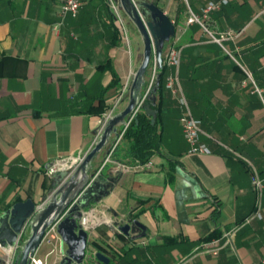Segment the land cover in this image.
I'll return each instance as SVG.
<instances>
[{
    "label": "crops",
    "instance_id": "0c3cea01",
    "mask_svg": "<svg viewBox=\"0 0 264 264\" xmlns=\"http://www.w3.org/2000/svg\"><path fill=\"white\" fill-rule=\"evenodd\" d=\"M146 1L176 27L163 53L172 43L180 50L178 83L209 152L189 153L177 97L166 86L155 90V101L147 104L155 111L158 149L148 165L123 170L120 165H134L124 158L123 139L114 161L103 167L107 192L86 218L83 264H104L91 256L97 251L108 264H264V191L261 218L242 224L256 208L251 172L264 181V105L243 71L264 89V0H230L211 13L216 35L236 33L222 46L185 23L187 4L200 12L209 0ZM61 2L0 0V215L28 198L42 203L54 183L47 166L87 152L141 60L137 39L134 55L120 34L115 44L117 22L108 0H81L78 14L54 30ZM109 67L117 75L114 86ZM174 71L168 68L166 77ZM105 153L95 156L92 171ZM115 214L138 220L145 236L114 233ZM233 228L225 243L223 233ZM54 246L52 253L53 245L37 248V256L58 264L60 244ZM8 249H0V259Z\"/></svg>",
    "mask_w": 264,
    "mask_h": 264
},
{
    "label": "water",
    "instance_id": "95a60500",
    "mask_svg": "<svg viewBox=\"0 0 264 264\" xmlns=\"http://www.w3.org/2000/svg\"><path fill=\"white\" fill-rule=\"evenodd\" d=\"M118 4L124 15L134 25L142 44L141 60L130 80L126 105L121 110L112 112L101 119L95 131L97 137L83 154L81 161L68 175L66 172L53 175V189L40 205L28 198L14 203L0 215V247L9 248L16 241L19 233L23 232L21 245L13 264H28L29 257L39 247L45 231L71 204L66 216L57 224L62 252L58 264H83L87 258L89 234L84 225L86 213L93 206L85 199L91 194L99 197V200L103 195L102 191L94 192L96 181L90 182L93 175V160L116 139L118 127L125 124V118L134 111L140 101L141 89L145 83V74L153 48L158 68L161 69L164 48L176 33V27L168 15L152 2L118 0ZM155 90L153 89L148 97L150 101H155V96H152ZM143 110L151 116V123H154L155 111L146 102L143 104ZM58 174L61 176L59 179ZM105 189L107 185H102V190ZM114 217V221L111 222L114 233H121L131 239L145 236V227L138 220L127 216L119 217L117 214ZM91 256L100 263L108 264L109 262V259L99 251L92 253Z\"/></svg>",
    "mask_w": 264,
    "mask_h": 264
},
{
    "label": "built area",
    "instance_id": "2783aa9c",
    "mask_svg": "<svg viewBox=\"0 0 264 264\" xmlns=\"http://www.w3.org/2000/svg\"><path fill=\"white\" fill-rule=\"evenodd\" d=\"M186 1V0H185ZM230 0H209L207 1L204 6L200 9V12H195L187 3L186 8V25H197L200 29L206 33L209 39L219 45L222 46L223 41L228 40L236 35V33L230 29H226L224 31L219 32L217 35L209 26V18L212 12L220 9L222 6L227 5ZM110 3V7L112 9L114 18L117 22V29L120 34L121 40L125 43V45L129 46V39L127 34V27L124 20V14L118 4V2H114L112 0H108ZM81 0H62L61 5L58 9V17L59 21L53 26L54 30H57L58 27L63 23L65 17L72 16L75 17L80 9ZM175 37V36H174ZM173 37V38H174ZM163 60L162 64L165 65L167 68H173L175 71L170 73L166 77L165 86L169 91L177 97L178 102L181 107V115L179 118L181 130L185 141L189 145V153H208V148L199 142V136L203 133L200 127V121L194 118L190 112V109L187 105L186 99L181 91V88L178 83L177 78V68L180 63V50L173 45H169L165 52L163 53ZM244 74L246 76V80H249L252 84V91L256 93L262 105H264V89L259 88L254 81L252 80L251 74L246 69H243ZM159 68L156 61L155 51L154 48L152 50V55L150 57L148 67L145 74V83L141 89V98L138 102L137 106L135 107L134 111L125 118V124L120 125L117 132L116 139L110 143L106 148V153L104 159L100 166H98L95 170H93V175L90 178V182H92L97 175L102 171L103 167L113 162V155L118 143L122 140L124 133L135 120L137 114L143 110V104L147 101L148 97L151 95L152 88L156 82L158 77ZM245 83V82H244ZM129 86H126L122 89L119 96L116 98L115 102L113 103L112 108L106 113L103 117H107L110 113L115 112L116 107L118 104L128 95ZM97 137V133L95 138ZM83 156V155H82ZM82 156H70L67 158H63L60 160H56L51 162L47 168L45 169V174L47 176H53L59 172H66L68 175L73 168L81 161ZM145 165L149 164L148 162L144 163ZM144 164L135 163L134 165H120L121 169L127 170L133 167H141ZM89 182V183H90ZM251 184L253 190L255 192L256 198V208L255 210L244 218L242 224L249 223L252 219L261 218L258 212V205L260 203V198L262 195V191H264V181H262L261 177L258 175L257 172L254 170L251 172ZM72 205V204H71ZM71 205L59 216V218L45 231L41 243L45 242L46 244L53 245V248L50 250L49 253H52L56 250L54 246L56 243L60 244V236L57 233V224L58 222L66 216L69 208ZM91 212L88 211L86 214L87 216ZM87 224V223H86ZM84 225L86 229H88L87 225ZM235 233V228L225 231L223 233V237L225 243L229 242L232 236ZM23 238V232L21 231L18 235V238L14 242L12 246L9 247L7 254L1 258V262L3 264H13L17 251L21 245V241ZM40 243V244H41ZM0 249H4L0 247ZM7 249V248H6ZM59 253L62 255L61 249H59ZM28 264H47L44 258L37 256L36 251L29 257Z\"/></svg>",
    "mask_w": 264,
    "mask_h": 264
},
{
    "label": "trees",
    "instance_id": "16d2710c",
    "mask_svg": "<svg viewBox=\"0 0 264 264\" xmlns=\"http://www.w3.org/2000/svg\"><path fill=\"white\" fill-rule=\"evenodd\" d=\"M118 34L119 33L117 29H114L113 37L115 39V44H118L120 40ZM107 65L109 66V63ZM109 70L112 75V81L110 83V86H114L115 83L117 82V75L111 67H109ZM167 73H168V68L165 65H163V67L159 69L158 77L156 79V81L158 80V83L156 84L155 82L152 90L156 89L159 92H161L164 89H166L165 82H166ZM148 101L149 99H147L146 103H148ZM156 109H158V107ZM156 125H157V120L154 118V123H151V118L149 117V115H147L145 111L142 110L137 114L135 120L126 130L122 138V140L124 139L127 141V145H128L124 149V158L129 159L130 163L144 164L149 160L153 152L158 149L159 133L157 132ZM118 145L115 151L117 150ZM103 170L104 169H102V171L94 179L96 181V186H95L96 190H94V192H97V190L102 191L104 195L107 192V189L102 190V185H103L102 180L104 175ZM57 176H59L58 179L61 178L59 174ZM98 198L99 197L96 196L94 197L90 194L86 197L85 200L89 204H93L98 200Z\"/></svg>",
    "mask_w": 264,
    "mask_h": 264
},
{
    "label": "rangeland",
    "instance_id": "374dc122",
    "mask_svg": "<svg viewBox=\"0 0 264 264\" xmlns=\"http://www.w3.org/2000/svg\"><path fill=\"white\" fill-rule=\"evenodd\" d=\"M112 1H114V2H118V0H112ZM123 13V12H122ZM124 14V13H123ZM126 17V16H125ZM126 19V21H129V19L126 17L125 18ZM129 24H126V27H127V25H128V27H132V25L133 24H131V22L129 21L128 22ZM127 27V34H128V39H129V47H130V49H131V51H132V54L134 55L135 54V52H136V42H135V40L137 39L138 41H140L139 40V35L137 34V31H135V27H134V25H133V29H130V28H128ZM141 44V43H140ZM45 242H42L41 244H40V246L38 247V250L39 251H41V249H43V247H45ZM38 250H37V252H38ZM40 252H38V254H39Z\"/></svg>",
    "mask_w": 264,
    "mask_h": 264
},
{
    "label": "flooded vegetation",
    "instance_id": "af4514ba",
    "mask_svg": "<svg viewBox=\"0 0 264 264\" xmlns=\"http://www.w3.org/2000/svg\"><path fill=\"white\" fill-rule=\"evenodd\" d=\"M0 264H3L2 262H0Z\"/></svg>",
    "mask_w": 264,
    "mask_h": 264
}]
</instances>
